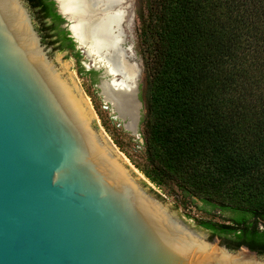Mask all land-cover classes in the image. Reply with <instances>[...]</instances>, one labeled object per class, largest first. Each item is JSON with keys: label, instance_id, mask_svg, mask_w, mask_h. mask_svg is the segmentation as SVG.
I'll return each instance as SVG.
<instances>
[{"label": "water", "instance_id": "obj_1", "mask_svg": "<svg viewBox=\"0 0 264 264\" xmlns=\"http://www.w3.org/2000/svg\"><path fill=\"white\" fill-rule=\"evenodd\" d=\"M120 6L135 23L131 0ZM55 50L27 0H0V264H264L194 229L146 185ZM133 88L140 125L139 79Z\"/></svg>", "mask_w": 264, "mask_h": 264}, {"label": "trees", "instance_id": "obj_2", "mask_svg": "<svg viewBox=\"0 0 264 264\" xmlns=\"http://www.w3.org/2000/svg\"><path fill=\"white\" fill-rule=\"evenodd\" d=\"M30 1L63 21L47 0ZM140 19L142 172L209 215L232 214L197 222L264 256V0H142Z\"/></svg>", "mask_w": 264, "mask_h": 264}, {"label": "rangeland", "instance_id": "obj_3", "mask_svg": "<svg viewBox=\"0 0 264 264\" xmlns=\"http://www.w3.org/2000/svg\"><path fill=\"white\" fill-rule=\"evenodd\" d=\"M133 8L135 10V23L131 24L130 29L128 28L127 35L125 36L123 44L124 46H131L129 49H126L128 54H133L132 48L136 54L135 61L141 64L143 67L142 73L139 78L140 88L143 92V96L146 99L147 95L145 92L146 81H145V68H144V57L143 50L139 40V31H140V13L142 8V0H131ZM131 14V12H130ZM76 20L74 19V24ZM56 54L58 57L65 55V62L71 63V71L75 74L76 81L83 88L84 92L88 96L95 112L97 115L98 126L105 132V134L110 138L113 144L116 146L118 152L126 159L127 163L142 177L143 181L152 188V190L165 199L166 203L170 208L177 213V215L187 222L194 229L200 230L208 235V237L214 241L225 244V239L215 236L212 232L205 230L204 228L198 225V219H213L220 223H229V219L232 216L230 213H223L219 210L213 211L211 215L204 210H201L200 207L202 203L197 201L195 204L192 198H186L182 195L181 191H178L175 186L169 182L165 186L158 187L153 184L146 175L142 172L141 167H144L146 164L145 156V140L143 133V119L145 117L146 108L145 105L141 110V122L139 129L137 126V133H134V124L136 120L135 113H126L122 112L117 105L116 108L119 112L118 117L117 112L104 101L101 94V89L97 86L99 73L95 72L96 69L92 67L93 62L91 59L87 58L85 54L77 58L71 52H61V50L56 49ZM129 64H133L131 60H128ZM83 68V71H82ZM100 79V77H99ZM119 80L116 78V81ZM143 86V88H142ZM128 114V115H127ZM131 126V127H130ZM127 127V128H126ZM209 209V208H207Z\"/></svg>", "mask_w": 264, "mask_h": 264}, {"label": "bare ground", "instance_id": "obj_4", "mask_svg": "<svg viewBox=\"0 0 264 264\" xmlns=\"http://www.w3.org/2000/svg\"><path fill=\"white\" fill-rule=\"evenodd\" d=\"M59 1L64 13L76 20L72 29L85 47L87 56L94 62V66H99L105 71L107 80L100 85L103 97L113 107L116 108L117 105L125 114L136 112V120L131 124L135 127L133 132L136 133L140 106L133 97V85L140 78L141 72L137 64L128 63L132 54L121 48L133 21L130 6L121 8L120 5L125 0ZM97 5L100 6L101 13L88 25L87 20ZM116 78L119 80L116 81Z\"/></svg>", "mask_w": 264, "mask_h": 264}, {"label": "flooded vegetation", "instance_id": "obj_5", "mask_svg": "<svg viewBox=\"0 0 264 264\" xmlns=\"http://www.w3.org/2000/svg\"><path fill=\"white\" fill-rule=\"evenodd\" d=\"M29 2V5L34 13V16L36 18V20L38 21L39 24V30L43 35L44 41L49 45V46H53L55 49L61 50V52H71V54L76 55L77 53L80 54V56H82L84 54V52L79 48V44L75 41V39L72 37L71 32L69 30V25L71 24L67 18L63 17L58 10V5L57 2L54 0H47V4H51L52 5V13L60 15L61 19H63L62 22L58 23V22H54L53 18L48 15V12H46L44 10V8H42V6L40 7H36L30 0H27ZM54 3V4H52ZM67 25V26H66ZM61 31H65L67 33V35H65V39H69L72 38L73 42H74V50H71L69 48V42L64 43L63 41V37H61L59 35V32ZM128 31V30H127ZM127 35V34H126ZM64 46V48H63ZM130 46V45H129ZM129 46H125L126 49ZM132 57L130 58L131 62L135 60L136 54L132 48L131 53ZM95 72L99 73V77L98 80H96L98 82L97 86L99 87L101 85L102 82V75L104 73V70L102 68L96 70ZM119 79V78H118ZM143 88V86H142ZM140 99L143 100V92L140 88ZM226 245V244H225ZM227 246V245H226ZM257 253V252H256Z\"/></svg>", "mask_w": 264, "mask_h": 264}]
</instances>
